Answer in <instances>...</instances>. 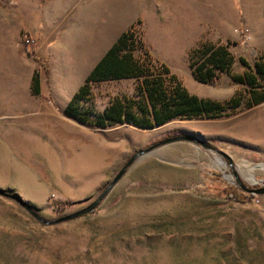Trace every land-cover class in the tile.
<instances>
[{"label": "rangeland", "instance_id": "rangeland-1", "mask_svg": "<svg viewBox=\"0 0 264 264\" xmlns=\"http://www.w3.org/2000/svg\"><path fill=\"white\" fill-rule=\"evenodd\" d=\"M110 23L131 30L135 56L167 85L175 77L227 111L153 128L91 124L114 101L139 99L141 81L120 79L89 84L78 109L90 123L67 116L78 88L68 37ZM221 48L228 70L198 81L193 67ZM256 64L264 67V0H0V190L50 222L0 194V264H264V195L233 175L264 185V102L249 106L264 94ZM248 74L257 85L234 78ZM177 136L211 149L149 150L98 208L59 221L96 201L139 152Z\"/></svg>", "mask_w": 264, "mask_h": 264}, {"label": "trees", "instance_id": "trees-1", "mask_svg": "<svg viewBox=\"0 0 264 264\" xmlns=\"http://www.w3.org/2000/svg\"><path fill=\"white\" fill-rule=\"evenodd\" d=\"M136 49L133 33L129 30L98 63L87 83L67 105L65 114L84 123H90L88 119L90 113L81 114L78 109V102L90 94L89 84L129 78H137L141 81L139 99L134 102L114 101L105 112L98 113L96 121L91 124L107 127L115 123H129L142 128H153L179 117L218 118L227 111L228 106L222 102L191 94L175 77H172L170 84L167 85L162 76L153 73L140 58L135 56ZM231 62L225 49L221 48L211 52L207 61L201 66L193 67V73L198 81L206 84L216 78L217 70L227 71ZM242 62L249 66L245 61ZM165 70L169 73L168 69ZM255 73L264 80V67L261 64L255 65ZM257 75L248 74L244 79L240 76L234 78L239 83L255 86L258 84ZM253 94V101L249 106L264 102V94L258 92ZM239 105L237 102L232 107L237 108Z\"/></svg>", "mask_w": 264, "mask_h": 264}, {"label": "crops", "instance_id": "crops-1", "mask_svg": "<svg viewBox=\"0 0 264 264\" xmlns=\"http://www.w3.org/2000/svg\"><path fill=\"white\" fill-rule=\"evenodd\" d=\"M128 29L124 26H116L115 23H110L107 26L100 24L93 25L91 30L79 31L68 37V45L74 49L71 52L76 57L74 60L78 64V71L74 77L75 90L72 93V98L80 89L87 83L92 71L98 65V63L105 57L108 51L113 47L117 40ZM49 43V37H45L41 44V52L45 54L44 47ZM136 79L137 78H129ZM71 98V99H72ZM70 99L69 103L72 101Z\"/></svg>", "mask_w": 264, "mask_h": 264}, {"label": "water", "instance_id": "water-1", "mask_svg": "<svg viewBox=\"0 0 264 264\" xmlns=\"http://www.w3.org/2000/svg\"><path fill=\"white\" fill-rule=\"evenodd\" d=\"M180 141H186V142H192L195 144H198L200 146H202L205 149H211V146H209L208 144H206L201 138L197 137V136H177V137H173V138H169L166 139L165 141H162L156 145H154L153 147H151L148 150L139 152L136 156H134L124 167L123 169L117 174V176L114 178V180L106 187V189L102 192V194L96 199V201H94L92 204H90L88 207L72 214L69 216H66L64 218H62L59 221H69V220H73L76 218H79L81 216L87 215L89 213H91L92 211H94L96 208L99 207V205L101 204V202L108 196V194L110 193V191L114 188V186L122 179V177L126 174L128 168L133 164V162L137 159V157H139L140 155L145 154L146 152H148L149 150H153L156 149L158 147L170 144V143H174V142H180ZM221 155H223L225 158L228 159L229 163L231 166H233V162L230 159L229 156L220 153ZM233 175L238 183V185L247 193L249 194H253V195H264V185L261 188H255L257 183H254L252 185V188L248 187L245 182L244 179L239 175V173L236 170H233ZM0 194L7 196L9 198L14 199L15 201L19 202L21 205H23L29 212H31L39 221L45 223V224H50V222L42 219L27 203H25L19 196H15V195H11L9 193H6L2 190H0ZM58 221V222H59Z\"/></svg>", "mask_w": 264, "mask_h": 264}]
</instances>
